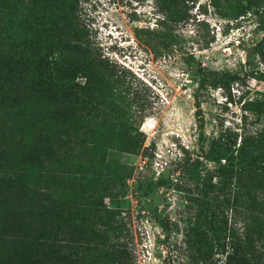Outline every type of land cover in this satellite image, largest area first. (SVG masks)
Listing matches in <instances>:
<instances>
[{
  "label": "rangeland",
  "instance_id": "rangeland-1",
  "mask_svg": "<svg viewBox=\"0 0 264 264\" xmlns=\"http://www.w3.org/2000/svg\"><path fill=\"white\" fill-rule=\"evenodd\" d=\"M67 8L78 44L102 61L104 157L83 186L70 179L83 169L68 160L50 177L58 186L32 183L51 194L52 219L40 225L60 227L54 219L64 212L68 225L86 216L83 228L64 229L89 245L97 229L119 239L124 252L109 264H243L244 233L264 225V0H69ZM62 44L75 43L58 42L51 52L74 73L68 99L77 108L88 79ZM5 162L0 155V178ZM67 189L72 202L60 194ZM79 200L104 208L100 220L113 212L122 227L104 228ZM32 218L14 210L0 216L1 229L22 230Z\"/></svg>",
  "mask_w": 264,
  "mask_h": 264
},
{
  "label": "trees",
  "instance_id": "trees-1",
  "mask_svg": "<svg viewBox=\"0 0 264 264\" xmlns=\"http://www.w3.org/2000/svg\"><path fill=\"white\" fill-rule=\"evenodd\" d=\"M68 1L0 0V155L7 157L0 178V216L24 210L34 217L22 230L6 232L0 224V264H109L112 256L124 252V244L119 239L111 242L101 238L98 235L101 229L95 231L97 239L94 238L93 245L103 250L89 245V239L64 229L83 228L88 222L84 215L85 223L80 216L68 225L67 212L55 216L60 227L55 223L47 229L39 223L52 219L51 194L38 193L32 183L41 178L51 179L58 164L68 160L72 166L83 169V173L77 170L80 175L70 178L84 181L83 186L86 179L95 175L104 157L98 122V112L102 110V61L87 45L78 44L81 31L70 26ZM262 22L264 24V20ZM62 41L75 43L62 44L61 49L75 51V57L82 64L78 71L88 79L79 85L82 94L77 108L68 99L74 73L68 75L69 69L61 61V54L51 52L53 46ZM198 73L210 72L198 66ZM91 78L97 86L89 82ZM76 109L86 111L83 118L78 117ZM74 154L77 156L72 163ZM257 168L253 163L249 166L250 172ZM51 183L59 185L55 179H51ZM71 193L67 189L60 194L64 200L72 202ZM88 203V211L104 228L122 227L120 221L112 218L113 212L100 220L97 212L104 208L98 209L92 200L83 204L79 200L80 207ZM156 222L166 230L163 218H156ZM253 225L243 235L241 242L245 252L243 258L238 256V259L243 264H264V225ZM72 235L74 238L70 237ZM239 246L234 244V249Z\"/></svg>",
  "mask_w": 264,
  "mask_h": 264
}]
</instances>
